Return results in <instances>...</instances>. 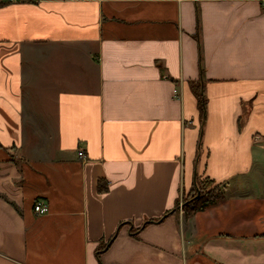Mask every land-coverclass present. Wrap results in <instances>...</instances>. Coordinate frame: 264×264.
Instances as JSON below:
<instances>
[{
    "label": "crops",
    "instance_id": "0c3cea01",
    "mask_svg": "<svg viewBox=\"0 0 264 264\" xmlns=\"http://www.w3.org/2000/svg\"><path fill=\"white\" fill-rule=\"evenodd\" d=\"M262 162L264 0H0V264H264Z\"/></svg>",
    "mask_w": 264,
    "mask_h": 264
},
{
    "label": "trees",
    "instance_id": "16d2710c",
    "mask_svg": "<svg viewBox=\"0 0 264 264\" xmlns=\"http://www.w3.org/2000/svg\"><path fill=\"white\" fill-rule=\"evenodd\" d=\"M192 88L195 94V98L197 99V108H198V114L201 124H203L206 113H205V106H206V99L204 98L203 92H202V85L198 83H192ZM206 180L200 179L198 175L195 176V179L193 180L191 190L198 188L199 194L197 196H194L192 198L193 203H191L190 212H194L195 210L202 209L204 206H206L209 202H213L215 200L222 198V192L220 188H217L216 186H213L212 188L208 189V191H205V189L208 188V181L213 183V180L209 178H205ZM98 188L103 189L101 185V181L98 183ZM190 190V191H191ZM185 211H187L185 209Z\"/></svg>",
    "mask_w": 264,
    "mask_h": 264
},
{
    "label": "rangeland",
    "instance_id": "374dc122",
    "mask_svg": "<svg viewBox=\"0 0 264 264\" xmlns=\"http://www.w3.org/2000/svg\"><path fill=\"white\" fill-rule=\"evenodd\" d=\"M260 168L264 169V163L263 162L260 163ZM200 179H201V181L202 180H206L205 178H200ZM262 179L264 180V176L262 177ZM208 182H209L208 183V188L205 189V191H203V192L208 191V189L212 188L213 186H216L217 188H219V186L217 184H214V183H212L210 181H208ZM198 194H199V189L198 188L193 189L191 191H188V192L182 194L180 196V200H179V202L177 204L178 209L180 210V208L181 209L183 208L184 210L185 209L187 210L185 212L190 213L189 209L191 207V203H193L192 198L194 196H197Z\"/></svg>",
    "mask_w": 264,
    "mask_h": 264
},
{
    "label": "built area",
    "instance_id": "2783aa9c",
    "mask_svg": "<svg viewBox=\"0 0 264 264\" xmlns=\"http://www.w3.org/2000/svg\"><path fill=\"white\" fill-rule=\"evenodd\" d=\"M10 1H16V0H10ZM78 155H80L81 157L83 156V152L81 149L78 151ZM33 209L37 214L44 213L48 210V204L44 201L38 200L34 203Z\"/></svg>",
    "mask_w": 264,
    "mask_h": 264
}]
</instances>
